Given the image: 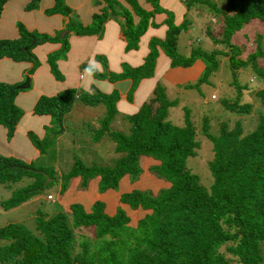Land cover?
I'll return each instance as SVG.
<instances>
[{
  "label": "trees",
  "instance_id": "1",
  "mask_svg": "<svg viewBox=\"0 0 264 264\" xmlns=\"http://www.w3.org/2000/svg\"><path fill=\"white\" fill-rule=\"evenodd\" d=\"M6 1L0 0V14ZM146 1L153 6L152 11H146L136 0H126L132 11L116 0H96L95 3L105 2L106 6L93 14L90 24L84 26L69 20L65 28L80 35L98 34L109 13H120L126 47L136 48L149 25H156L151 20L154 13L162 11L159 0ZM191 1L196 4L189 5V0H185L188 10L196 6L202 12L215 15L213 23H222L218 37L211 32L207 34L220 48L207 50L202 45H190L188 55L182 54L178 47L179 36L187 29L189 20L185 17L177 24L173 13L166 12L165 35L151 38L143 63L109 77L111 80L131 78L129 93L132 95L141 79L153 76L159 51H162L171 67L189 68L197 60L202 62L203 70L196 82L184 86L194 88L218 69V56L225 55L237 93L233 101L227 98L221 101L226 109L237 113V117L232 123L227 119L222 121L218 133L214 134L206 115L197 130L191 121L190 109L184 106L183 123L174 124L169 111L178 105V100L170 99L164 86L156 82L137 111L127 115L129 125L123 131L110 128L117 113L118 91L78 94L76 89L68 88L52 96L40 95L33 114L51 116L52 127L46 131L53 129L58 120L72 110L76 97L85 105H104L105 115L99 120L101 126L94 131L93 142H100L106 135L115 143L114 151L118 155L113 164L106 167L75 160L71 169L62 173L64 182L60 192L65 195L68 180L78 177L80 184L76 189L86 193L81 192L75 201L66 200L63 195L58 197L63 198L64 207L59 204L50 211L38 213L34 231L16 222L1 225L0 264H264V87L256 90L251 102L242 103L240 97L245 88L236 81L238 70L250 67L255 73L252 74L264 83V68L257 63L264 51L257 46L242 60L238 58V46L231 40L235 32L252 20L264 22V0H224L223 7L214 0ZM39 3L40 0H30L25 10L37 9ZM116 4L121 9H117ZM132 12L139 18L137 23L133 21ZM45 13L67 16L71 8L66 0H54ZM16 25L17 37L0 39V59L32 62L30 73L38 65L32 52L37 43L63 41L61 50L47 58L53 74L58 77L56 61L66 52L67 36L60 38V30L53 35L39 34L19 21ZM24 90L19 89L17 83L0 81V125L6 129L7 140L12 138L24 113L14 100L16 94ZM212 95L211 98H216ZM252 112L255 122L246 127L243 118ZM199 131L212 144L209 185H204L187 165V159L195 156L200 147ZM27 136L40 154L45 151L36 134L28 131ZM33 164V161L0 153V186L3 187L0 188L3 195L0 209L8 211L21 206L58 181L56 170ZM31 169L45 172L52 182L43 185L45 175ZM92 179L96 181L90 185ZM152 181L159 182L155 192L148 187L133 186L134 182L144 185ZM93 189L96 193L87 191ZM109 191L118 195L113 200L103 198ZM136 208L140 214L133 219L132 210Z\"/></svg>",
  "mask_w": 264,
  "mask_h": 264
},
{
  "label": "crops",
  "instance_id": "2",
  "mask_svg": "<svg viewBox=\"0 0 264 264\" xmlns=\"http://www.w3.org/2000/svg\"><path fill=\"white\" fill-rule=\"evenodd\" d=\"M29 1L30 0H7L4 3L0 14V39L17 37L18 30L16 22L19 21L28 30H33L39 34L47 33L53 35L55 31L60 30V36H62L60 38L67 36V49L65 54L60 56L56 61V68L57 71H59L58 77L53 74L47 58L50 54L61 50L64 45L63 41H45L37 43L33 47L32 52L38 60V65L30 73L29 69L32 67V62L14 61L8 57L0 59V81H4L3 78L9 75L11 76V83L23 82L25 75H28L31 79V88L29 90L20 91L17 93V97L15 96L16 105L20 108L22 107L21 109L24 113L10 140H7L5 127L0 125V153L15 156L26 162L40 155L39 150L29 140L27 132L36 130L38 134H45L46 128L51 126V116L33 114V106L40 95L52 96L68 88L76 89L78 94L83 92L93 93L95 90H99L105 94L118 91L119 99L115 104L117 114L111 122L115 124L119 123L120 120L118 118L120 115L123 118V115L127 116L135 113L140 104L150 96L148 95L150 91L145 93V96L147 95L145 99L138 102L137 85L130 99L127 94L130 92L132 79L126 77L111 80L109 75L120 74L129 69H134L137 67V63H141L140 61L142 59V61H144L145 56L149 52L148 43L151 38H163L165 35L167 29L166 24H164L167 15L166 12L173 13L174 21L177 24L191 12L190 9L188 10L186 8L185 0L184 3H182V0H159V7L162 11L154 13L151 18L152 22L156 23V25H149L146 31L140 36L138 47L127 49V41L122 28L123 17L120 13H109L102 30L98 34L80 35L65 28V24L69 22V20H74L87 26L92 22L93 14L101 12V8L104 5L106 6L105 2L97 4L95 3L96 0H66V4L71 8V13L64 16L61 14L47 15L45 13L46 9L53 6L54 0H40L37 9L25 10V5ZM116 1L132 11L126 0ZM136 1L146 11L153 10V6L146 0ZM132 17L134 23H137L139 18L134 12H132ZM181 34L182 33H180V35ZM185 38L186 36L182 37V39L179 36L178 42H184ZM140 57H142V59H139ZM158 58L167 62L161 71L158 70L157 75L156 72H154L155 76L150 77L153 79V83L149 86L147 85L148 88L154 87L156 82H159L156 80L157 77H161V84H171L175 87L181 85L179 88H185V84L195 81L203 70V64L200 60L195 61L189 68H181L171 67L169 59L162 51H159L157 59ZM156 63L159 65V62L156 61ZM197 67L199 68L198 70ZM93 68L97 74L104 73L107 74V76H97ZM146 79L143 78V80ZM139 85L141 86V84ZM147 86H145V88H147ZM128 99H130V101ZM75 104L78 105V109L82 112L85 120L89 119L93 114L91 108L94 110L95 117H98V120H91V123H89V131H91L92 125L105 115V107L102 104L85 105L82 103L80 97H76L74 106ZM61 121L63 131L70 132L71 130H75L74 127L76 122H73L74 120H71L69 116H65ZM104 137L105 136H103L102 140ZM3 149L7 151L3 152ZM21 152H27L26 156L19 154ZM61 158L64 160L63 164H65V160L68 161V156L65 158V156L62 155ZM55 170L57 174L59 173V176L62 174L58 167ZM72 180L76 184L70 185L69 187L72 192L69 199L75 201V199L77 200V198H80L79 194L82 191H77L76 189V185L80 184L79 178L75 177ZM95 181L96 179H92L89 184L92 185ZM126 182L127 180H125V184L128 185ZM87 191L96 193L95 189ZM121 191H124V189H121ZM84 193L86 192H82L81 194ZM109 193L110 197L113 198L117 194L114 191H109ZM38 197L43 198L41 195ZM50 200H53V195ZM132 212L133 219L139 217L140 210L136 208L133 209Z\"/></svg>",
  "mask_w": 264,
  "mask_h": 264
},
{
  "label": "rangeland",
  "instance_id": "3",
  "mask_svg": "<svg viewBox=\"0 0 264 264\" xmlns=\"http://www.w3.org/2000/svg\"><path fill=\"white\" fill-rule=\"evenodd\" d=\"M214 1H216L219 5H222V7L224 6V0ZM182 3H184V0H182ZM195 4L196 3L189 0V5ZM116 5L117 9H121L119 4ZM190 10L191 12H189V14L185 16V19L189 20V22H187L189 23L188 27L186 30H182V34L180 35L181 39L182 37L186 36L185 41L182 43L178 42L180 52L184 55H188L191 46L196 47L200 45L204 47L203 49L207 50H210V47L220 48V45L214 44L207 34L208 32H211L213 36L218 37V35L220 34L222 23H213V18L215 15H212L211 13L206 12L205 10H203V12L205 13L203 14V12L198 10L196 6L191 7ZM199 14L205 17V20H203L202 16H200ZM60 33L61 32H59L58 34L59 37ZM231 40L233 44L238 46L240 50L238 58L242 60L247 59L248 55L254 52L257 46H261V50L264 51V22L254 20L253 22L243 25V27L239 31L233 34ZM224 50H227V47L224 48ZM218 58V69L211 73L207 77V79H203V81L200 82L198 86H195L194 88L185 89L179 88L181 85L175 87L171 84L166 85L162 83V85L165 86L167 96L170 99L176 98L178 100V105L173 108V111H169V118L172 123H183L184 113L182 108L184 106L190 109V118L191 121L195 124V126H197V130H199L200 122L203 116L206 115L209 119L208 123L210 124V131L214 134L218 133V129L222 121L227 119L229 123H232L233 120L237 117L235 116L237 113L231 112L226 109L221 101V99L224 98L233 101L235 99L237 91L236 85L232 83L233 74L231 69L229 68L228 56L220 55L218 56ZM139 59H142V57H140ZM142 60L140 61L141 63L143 62ZM156 61L159 62V65L155 63L154 67V72H156L157 75L158 70L161 71L166 65L167 61L164 62L159 58ZM141 63H137V66L141 65ZM257 63L259 66L264 68V55L257 58ZM198 69L199 68L197 67V70ZM252 72L250 70V67H242L236 73L237 83L239 82L245 88L240 97V102L242 103L248 101L251 102L252 99L256 97V90L264 87V83L259 81L258 78L253 75L255 73L253 72L252 74ZM153 76H155V73ZM10 79V75L8 77L6 76L3 78L4 82L7 81V83H11L12 80ZM156 80L161 82V77H157ZM195 82L196 80L192 83ZM21 83L17 82V87ZM152 83L153 79L151 78L146 80L142 79L138 83V102L142 99H145V97L147 96H145V93L150 91L148 95L151 94V89L154 87L148 88V86ZM139 84H141V86ZM145 86H147V88H145ZM212 94H215L216 98H211ZM17 95L18 94H16V97ZM127 95L128 98L131 99V93H128ZM130 99L128 100L130 101ZM91 111L93 112V114L91 115V117H89V119L85 120L83 118L82 112H80V110L78 109V105L75 104L72 110L65 114V116H69L71 120H74L73 122H76L74 131H63V126L61 125L62 123H60L59 120L57 124L53 127V129H50L48 131L45 130V134H38L36 130H33L32 132L36 134V137L39 138L40 142H42V147L45 150L43 153H39L40 155L37 158L31 160L34 162L33 165L48 166L47 169L53 168L54 170L58 167L60 173L68 172L73 166L72 163L75 162V160L80 161L82 163H86L89 166L93 164H98V166L103 167L111 166L113 164L114 158H116V156L118 155L114 151L115 143L112 140L107 139V145H105L104 140L106 139V135L104 139L101 140L102 142H93L94 131L99 128L101 124L99 123V121H97L94 125H92L91 131H89L88 125L89 123H91V120H96L98 118L95 117L93 108H91ZM123 116L124 117L122 118L120 115V117L118 118L120 120L119 123L115 124L111 122L110 128L116 130L122 129L123 131L127 130L129 121L126 118L127 116ZM254 122L255 114L253 112L249 115L244 116L243 118V123L246 127L253 126ZM51 127L52 124L51 126H49V128ZM45 138H48V140H50L46 142L44 140ZM198 139L200 141V147L197 149L195 156L189 157L187 159V165L189 168H191L192 173L197 174L199 176L201 182L204 185H209L210 181L212 180V176L208 168V162L212 158V144L200 131L198 132ZM96 149L97 152H95ZM2 151L6 152L7 150L3 149ZM26 153L27 152H21L19 154L26 156ZM62 155H64L65 158L68 156V161L65 160V164H63L64 160L61 158ZM32 170L36 172L41 171L36 169ZM55 176L58 181L55 184H51L46 187L44 191L39 194L43 196V198L40 197L41 199H38L39 197L35 196L29 199L21 206L12 208L8 211L0 209V226L8 222H16L34 231L36 221L35 216H37L38 213H44L46 211L54 209V207H57L59 205L60 201V207H64V201H62L63 198L58 199V197L63 195L65 199L68 200L70 195H72L71 189L69 187L70 185H75L76 183L72 180L73 178L69 179L68 188L65 191L64 195L60 192V187L62 185L61 183L64 182V176L62 174L61 176H59V173ZM133 186L136 188L148 187L149 191L151 190L155 192L159 186V182L152 181L144 185L141 183L134 182ZM0 188L3 187L0 186ZM0 190L2 191V189ZM47 193L53 195V200L46 199L45 196ZM118 193H120V191ZM115 196H117V194ZM0 197H3V195L1 196L0 194ZM109 197V192H106L103 196V198L105 199H108ZM110 198H112L111 200H113V197ZM39 200L44 201L42 203H39Z\"/></svg>",
  "mask_w": 264,
  "mask_h": 264
},
{
  "label": "water",
  "instance_id": "4",
  "mask_svg": "<svg viewBox=\"0 0 264 264\" xmlns=\"http://www.w3.org/2000/svg\"><path fill=\"white\" fill-rule=\"evenodd\" d=\"M61 35V34H60ZM60 37H62V36H60ZM30 77L28 76V75H25V78H24V80H23V83H21L19 86H18V88L19 89H27V88H29V86H30ZM60 123H61V121H60ZM62 125V124H61ZM32 170V169H31ZM38 172H41V173H43L44 175H45V181H44V185H47L50 181H52L53 179L51 178V177H49L45 172H43V171H38Z\"/></svg>",
  "mask_w": 264,
  "mask_h": 264
},
{
  "label": "clouds",
  "instance_id": "5",
  "mask_svg": "<svg viewBox=\"0 0 264 264\" xmlns=\"http://www.w3.org/2000/svg\"><path fill=\"white\" fill-rule=\"evenodd\" d=\"M50 182H52V181H50ZM50 198L52 199V194H51V195L49 194V195L46 196V199L49 200ZM62 201H63V199H62ZM59 204H60V203H59ZM60 205H61V204H60Z\"/></svg>",
  "mask_w": 264,
  "mask_h": 264
},
{
  "label": "built area",
  "instance_id": "6",
  "mask_svg": "<svg viewBox=\"0 0 264 264\" xmlns=\"http://www.w3.org/2000/svg\"><path fill=\"white\" fill-rule=\"evenodd\" d=\"M212 97H213V95H212Z\"/></svg>",
  "mask_w": 264,
  "mask_h": 264
}]
</instances>
